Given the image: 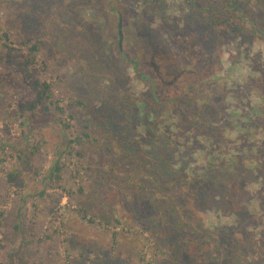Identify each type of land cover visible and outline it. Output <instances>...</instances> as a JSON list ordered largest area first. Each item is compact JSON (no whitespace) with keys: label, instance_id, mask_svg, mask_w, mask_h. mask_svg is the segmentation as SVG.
<instances>
[{"label":"rangeland","instance_id":"374dc122","mask_svg":"<svg viewBox=\"0 0 264 264\" xmlns=\"http://www.w3.org/2000/svg\"><path fill=\"white\" fill-rule=\"evenodd\" d=\"M206 1L218 4L222 13L230 8L244 22L240 37L224 39L216 49L211 44L209 65L198 74L172 71L168 76L164 65L170 57L163 56L160 45L146 53L138 69L130 67L121 77L118 13L107 0H16L27 8L22 15L25 26L35 25L42 43L27 74L16 67L28 54L17 40V30L11 28L18 12L4 9L0 0V28L13 43L9 63L8 52L0 47V264H206L208 260L215 264V258L206 256L219 250L222 257L230 249H219L213 233L239 225L240 220L217 210L214 200L226 197L236 206L239 194L248 202L243 211L250 217L247 230L262 242L256 249L264 250V0ZM122 2L125 6L130 0ZM183 2L167 0L169 15L176 21L186 18ZM80 20L88 21L80 29L62 25ZM144 26L170 39V25L157 20ZM137 37L142 40V35ZM128 43L125 54L132 58ZM148 66L155 74L154 83L164 87V92H157L158 99L175 101L160 118L164 123L153 131L154 140L162 141V151L157 147L151 155L147 152L154 145L139 148L125 136L137 125V134L144 135L136 120L147 116L145 107L148 112L159 107L139 77ZM36 80L50 86L43 105L48 111L41 106L29 111L37 101ZM185 88L189 90L184 92ZM203 103L214 107L199 115ZM178 106L182 111L174 112ZM92 118L98 145L87 144L83 157L76 155L80 147L69 155L68 141L79 136L78 120ZM149 118L151 123L160 120L153 114ZM107 131L122 137L115 143V154L119 152V161L139 171L140 188L127 183L125 170L118 171L108 161L100 137ZM21 151L30 155L29 165L20 160ZM166 152L173 157L162 162ZM58 162L64 169L61 181L53 182L52 168ZM154 167L163 177L159 181L197 180L192 192L201 190L199 181L211 176L205 181L209 192L201 190L206 197L184 212L190 220L195 218L194 230L178 222L184 217L177 201L180 195L151 178L156 175ZM99 172H105L106 178ZM185 186L180 184L175 192L181 193ZM116 220L122 225L114 224ZM198 227L209 231L210 243L196 234L204 233ZM231 251L225 262L241 264L242 252ZM256 262L264 264L259 257Z\"/></svg>","mask_w":264,"mask_h":264},{"label":"trees","instance_id":"16d2710c","mask_svg":"<svg viewBox=\"0 0 264 264\" xmlns=\"http://www.w3.org/2000/svg\"><path fill=\"white\" fill-rule=\"evenodd\" d=\"M201 1L203 0H184L183 2V13L186 15V18L184 20L179 19V21H176L174 16L169 15V9L167 7V0H130L128 5L124 6V2L122 0H107V2L110 4V6H114L112 10L116 11L118 13V25H117V39L119 40L118 43V51L120 52L121 57V67H120V75L123 77L124 71H126L130 67H134L138 69V66L141 64L143 60H145L146 53H153L151 49L160 48L159 46H163V56L170 58H166V65H164V68L166 70V74L173 75V73H185L189 71H195V74L200 73L201 69L205 68V65L210 64V51L213 50L212 43L214 44V49H216V46L219 47L220 43H223L226 39V42H228L231 39H235L236 37H240L242 35L241 30L243 29L244 22L242 18L239 16H235L233 12L230 10V8H226L224 12H220L218 8V4L216 6H213L210 1L204 0V5L201 4ZM4 9H8L10 11L16 10L18 12V18H16L12 23L11 28L15 27L17 30V40L20 42L21 46L28 49V54L22 58L21 62L16 63V67L19 71H21L24 74H27V68L33 64L36 60L35 54L38 53L40 50V34L35 31V28H37L35 25H32L31 23L28 25V27L25 26L26 20L23 18V13H25V5L16 2V0H4L3 4ZM63 7H66V4H63ZM141 7V8H140ZM143 8V9H142ZM142 9V11H140ZM219 10V11H218ZM140 16L142 17V21L140 20ZM38 18L41 19L39 16ZM162 21L164 25H170L172 28L171 30V36H169L170 39H163V35L159 32L151 31L150 28H146L144 26V23L150 24L152 21ZM93 21V20H92ZM78 22H76L77 24ZM86 23H88L87 20H80L79 23L76 25L72 24V21L70 24H66L62 22V25L74 27L76 26L77 29H80L83 27ZM95 24V22H92ZM120 24H122V33H123V40L121 41L120 33H119V27ZM242 24V25H241ZM142 31L140 32V30ZM192 33H188V32ZM142 35V40L139 39L137 36ZM131 37V41L128 39ZM57 41L61 43L62 37L59 35L57 36ZM128 45L133 49L132 52L134 53V57L130 58L125 54L126 49V42ZM9 45H7V44ZM13 43H11L9 35L4 31V29L0 28V47L3 49V51L8 52V56L6 61L9 63L12 59L11 52H13L12 46ZM42 44V43H41ZM219 44V45H218ZM150 48V49H149ZM168 53V54H167ZM1 55V54H0ZM159 55V54H157ZM161 56V55H160ZM158 56L157 58H159ZM0 59L3 60V58L0 56ZM69 59V57H68ZM71 59V58H70ZM67 61H64V64H67ZM216 65L218 64V59L216 60ZM162 65V64H161ZM203 67V68H202ZM146 69V73L139 72L140 79L142 80L143 84L148 86L151 90L152 94V100L156 105H159V107L152 109L148 112L147 108L146 110V117L138 118L136 120L137 124L141 125L144 131V135L137 134L138 131V125L137 128L134 127V131H127L125 133L126 137H130L132 141L135 142L137 147H143V145L147 144L149 147L151 145H154L152 150H149L147 153L151 155L157 150L162 151V141H156L154 140L155 132L154 128L158 127V125L164 123L162 119H160L164 114H166L169 106L173 104L174 100H165L161 101L158 99V94L161 89V92H164V87H158L156 83H154V77L155 74H150V68L149 66ZM173 71V73H171ZM169 76V75H168ZM120 77V76H119ZM196 84L191 82L190 87H194ZM34 88L37 93V101L35 104H33L31 107H29V111H33L36 107H43L45 110H49L48 106H43L45 103H47V97L49 98V92H50V86L46 83H40L38 80H36L34 83ZM189 86V85H188ZM189 89L185 88L184 92H187ZM153 92V93H152ZM49 95V96H48ZM181 96H186V93H184ZM181 98V97H180ZM175 102V101H174ZM51 105V104H50ZM203 108L198 111V114H203L208 112V107H214V104L206 105L203 103ZM77 106L85 107V105L82 102H78ZM191 106V105H190ZM39 107V108H41ZM151 106H149L148 109H150ZM37 109V108H36ZM60 113H63L62 108H57ZM176 111H182L179 109V106L175 108L174 112ZM152 114L159 118L160 120L156 123H151L150 116ZM71 118H74V116H71ZM174 118V117H173ZM63 123V122H62ZM78 123L80 125L79 130V136L77 140H70L67 143V149L68 154L71 155L75 152L76 147H80V150L76 152L77 157H83L85 156V153L83 152V148L87 146V144H91L95 147V145H98L99 141L97 140V137H94L93 131H94V119H88V120H82L79 119ZM65 128H69L70 125L67 123H63ZM155 125V126H154ZM257 125V124H255ZM253 125L252 127H254ZM136 126V125H134ZM98 127V126H97ZM101 128V126H99ZM215 132L221 133V129L217 128H211ZM172 136H175L176 133L173 131L170 132ZM103 140V145L106 146L108 161L110 163H115L117 166V170H125V180L127 183H129L134 188H140V185L138 183V177H140L139 171L135 169L134 167L126 166L123 164V162L119 161L120 159V153H116V147L115 143L117 141H121L122 137L119 135H112L111 132L107 131L105 134L100 136ZM165 141H168L169 138H165ZM155 141V142H153ZM162 147H161V146ZM169 146V144H168ZM159 149H158V148ZM174 150H176L177 146H174L172 143L171 146ZM169 148V147H168ZM173 150V151H174ZM34 153H31L33 155ZM67 154V153H66ZM20 160L23 161L24 164L29 165L31 157L28 155V153L20 152ZM166 159L162 162H169L170 158L173 157L168 152H166ZM155 159H158V156L155 154ZM4 162L1 160V163ZM152 166H155V163L152 164ZM164 167H168L167 164H164ZM255 167V166H253ZM64 167L61 166V162H58L56 164L55 168H52V181L59 182L61 181V174L63 172ZM154 171H156V175L152 173L151 178L153 177L155 180L159 181L163 177L157 176L158 168H153ZM210 173H212L214 170H209ZM101 176L106 178L105 172H99ZM175 173H177L175 171ZM179 176V172H178ZM177 176H175L176 178ZM211 178V176H207L202 179V181H199V186L201 187V190H207L209 192L210 188L206 186V182ZM197 181V180H196ZM196 181L193 179H187V180H178L175 181H159L161 185H165V189L168 191L174 189V193H176L178 196L180 195V198L177 199L178 206L180 207L179 211L183 214L187 208L188 205H191V207L197 205L199 202H201L200 199L205 198L206 196L200 189H197L195 192H192V188L194 184H196ZM175 183V184H174ZM186 185L184 190H182L181 193L175 192L177 191L178 186ZM142 190H145L143 186H141ZM239 194V193H238ZM143 197V195H141ZM209 196V195H207ZM161 198V197H160ZM226 198V197H225ZM219 197L218 200H214L216 203L217 210L221 211L222 213H228L230 216H236V220H240L239 225L235 224L231 227L227 226L225 228H221L214 232L213 234L218 236L219 239V249L224 250L230 249L227 253H224V255L221 257L219 256V250L215 252V254H210L206 256L208 259L215 258L214 262L215 264H227L225 262V259H227L229 256H232L233 251H239L245 257H241L240 263L243 264L247 261L257 264L256 259L259 257L261 260H264V255L262 254L263 251L260 249H256L258 243H261V240H258L255 238V235L247 230V226L249 225L250 217L245 216L243 211L247 205V201L245 200L244 196L239 194L235 198V202L239 203L235 206L233 203V200H228L227 198ZM159 199V198H158ZM160 200V199H159ZM179 200H185L188 202V204L182 203V201ZM213 203V202H212ZM228 205H231L230 207H227ZM189 207V208H191ZM192 209V208H191ZM176 211V210H175ZM86 213V212H84ZM198 215L200 214V211L197 210ZM177 215V214H176ZM178 217V215L176 216ZM253 217L256 219V221L260 222V217L258 214H254ZM195 219V218H194ZM194 219L190 220L188 217H178V222L185 223L187 228H190L192 230L195 229ZM184 220V221H183ZM201 224H205L204 219ZM118 226L122 225V222L119 220H116L114 223ZM201 226V225H200ZM198 230H202L201 227L197 228ZM205 229V230H204ZM202 231L203 234H200L196 230V234L203 237L204 239H207L206 243H210L212 236L209 233V231L204 228ZM207 235V236H206ZM218 244V243H217ZM205 248L201 249L200 251L203 252ZM256 249V250H255ZM199 251V252H200ZM242 255V256H243ZM217 257V258H216ZM209 264V260L207 261ZM206 263V264H207Z\"/></svg>","mask_w":264,"mask_h":264},{"label":"water","instance_id":"95a60500","mask_svg":"<svg viewBox=\"0 0 264 264\" xmlns=\"http://www.w3.org/2000/svg\"><path fill=\"white\" fill-rule=\"evenodd\" d=\"M119 33H120V38H121V41H122L123 40L122 24H120Z\"/></svg>","mask_w":264,"mask_h":264}]
</instances>
